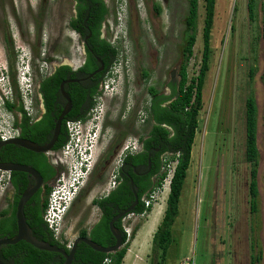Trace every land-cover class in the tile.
Returning a JSON list of instances; mask_svg holds the SVG:
<instances>
[{
	"label": "rangeland",
	"instance_id": "rangeland-1",
	"mask_svg": "<svg viewBox=\"0 0 264 264\" xmlns=\"http://www.w3.org/2000/svg\"><path fill=\"white\" fill-rule=\"evenodd\" d=\"M188 1L105 0L109 12L103 32L118 51L115 74L122 76L121 87L130 96L126 95V105H120V92L116 103L113 98L109 105L107 123H121L116 141L125 131L130 132L133 121V136L150 130L149 123L142 125L139 113L144 111L148 88L168 94V85L179 81ZM249 1L215 0L212 56L190 167L172 226L175 242L166 264H249L250 258L257 255L260 257L256 264H264V0H253L252 18L247 10ZM197 4L196 42L186 66L188 79L196 76L201 59L204 1L198 0ZM73 5L74 0H0V106L6 98L18 101L9 89L5 72L14 75L24 108L31 105L34 111L37 78L60 58L66 63L79 59L81 48L76 35L66 27ZM6 38L12 43L10 63ZM24 56L27 60L34 57L29 66L23 62ZM116 86L112 82L108 95L121 89ZM250 95L257 108L256 214L250 213V165L244 154L245 100ZM121 108H125L126 117L118 120ZM11 121L12 114L1 107L0 129ZM107 133L102 143L95 141L84 158L87 168L108 145L111 132ZM116 159L106 169L108 180ZM167 182L166 176L152 194L150 212L129 214L122 221V229L130 239L122 264H149L152 236L161 222L168 195ZM4 189L0 185V211L6 206ZM100 195L95 188L71 207L64 218L61 237L73 241L79 230L94 223L97 212L91 201Z\"/></svg>",
	"mask_w": 264,
	"mask_h": 264
},
{
	"label": "trees",
	"instance_id": "trees-1",
	"mask_svg": "<svg viewBox=\"0 0 264 264\" xmlns=\"http://www.w3.org/2000/svg\"><path fill=\"white\" fill-rule=\"evenodd\" d=\"M78 3L77 17L83 21L87 17L85 11L87 10V5L85 0H76ZM204 1V17H203V27L201 30L202 39V50L201 59L198 72L195 77L188 79L186 66L189 59L192 57L193 47L196 42V22H197V7L198 0L188 1V11L184 19V31H183V45H182V56L183 62L179 67V81L171 84L172 93L169 97L163 95H157L155 90L150 89L148 92L152 97L149 105H144V114L147 117L146 123L150 124V131L148 133V138L142 140L145 149H148L151 145H159V154H161V162L159 166H165L168 163H174L173 172L168 185V195L166 199L165 210L161 219V222L157 226L155 232L153 233L151 240V253L149 264H166L168 257L170 256V248L173 247L175 242V237L172 232V226L176 217L178 216L179 201L182 195V190L184 182L187 176V171L190 167L191 162V152L192 145L194 142L196 130L198 129V115L202 108V92L205 86L206 75L209 70V61L212 56L211 49V31L213 27L214 19V8L215 0H203ZM91 8L95 11V14L89 12L88 17L95 15L96 27L91 29L93 38L97 41L98 28L104 23L108 16V7L103 0H88ZM94 5V6H93ZM157 7V6H156ZM158 8V7H157ZM247 10L249 13V18L253 17V0H250L247 5ZM158 13L159 10L157 9ZM90 22V20H88ZM264 37V27L263 33ZM103 48V51H98L97 55L105 56L106 54H111L113 59L117 58L118 51L109 42L100 41L99 42ZM11 41L5 39V50L10 63L12 58V48ZM26 57H23V61ZM34 57L31 59L33 62ZM11 67V64H10ZM69 72L67 67H61L56 71V74L44 81L41 85V92L43 97V102L46 108L49 107V98L56 91L57 85L60 81L58 78L59 73ZM5 76L9 78L8 86L10 91L14 94V97L18 101H12L9 99H4L2 101V108L7 112H11L15 108L18 112L25 115L23 110L22 98L18 91L17 82L14 75L10 72L4 73ZM261 83L263 88L264 97V71L261 75ZM174 97L166 106H162V102L169 100ZM264 104V103H263ZM18 105V107H17ZM47 119H43L41 122L34 123L33 125L28 124V118L23 117L22 124L14 121V126L20 127L21 135L26 137V139L31 140L37 144H41L42 139L36 137V133L40 131V127L43 122ZM263 120H264V109H263ZM129 129L135 128V123L130 124ZM244 125H245V160L250 165L249 170V184H248V195H249V208L251 214H256L258 208V188H257V160H258V149H257V108L255 104V99L253 95H250L245 100V110H244ZM52 128V126L50 127ZM126 128V126H125ZM65 130V128H64ZM133 131V130H132ZM126 133L123 134L125 137ZM64 145V141L53 148L57 150ZM9 150H17L20 152H25L23 149L18 147L6 146ZM128 162L133 165L146 164V156L144 154H138L134 157H129ZM16 173H13V177ZM157 174V175H156ZM55 172H50L49 176L46 178L48 182L52 180ZM156 176V181L151 184L150 180L141 185L138 196L145 195L146 197L153 192L155 189L161 186L162 182L165 180L167 173L166 171L159 173V167L155 169L154 173L150 176ZM12 184L14 188H17L19 182H15L12 179ZM23 186V185H22ZM24 187V186H23ZM125 186H120L119 190L112 193V200L119 202L120 208L125 206L121 201L125 193ZM126 190V187H125ZM23 191V190H22ZM51 191L48 186L46 190L45 201L42 205L36 206L34 210L30 213L29 210L24 208V217L32 235L39 241L47 242L52 246H56L68 252L65 246L61 245L60 242L53 238L52 232L47 228L43 221V213L47 205V197ZM18 197L15 198V202L7 210H2L0 212V239L11 238L16 234V223H15V208L17 204ZM109 199H106L108 201ZM93 204L102 206L101 201H93ZM152 206L145 208L143 201L139 203L137 208L133 211L134 214H144L150 212ZM110 216L105 215L100 221L95 223L93 227L88 231V229H82L80 232V237H87L92 242L102 247L112 246L114 244V239L109 231L108 221ZM13 223V232H9L7 235V223ZM114 226L120 231L122 237V245L119 250L115 253H100L93 251L83 242L77 244L75 249L71 264H122L123 259L127 253L129 241L126 233L122 229V224L118 222ZM135 230L132 233V238ZM252 244V248H253ZM0 260L3 263L11 260L13 257L18 256L14 263L10 264H49L50 260L55 259V264H63L64 258L61 255L53 252L41 251L35 249L24 241H20L14 245L2 246L0 249ZM61 258L60 260L56 258ZM259 255L250 258L249 264H256L259 261Z\"/></svg>",
	"mask_w": 264,
	"mask_h": 264
},
{
	"label": "flooded vegetation",
	"instance_id": "flooded-vegetation-1",
	"mask_svg": "<svg viewBox=\"0 0 264 264\" xmlns=\"http://www.w3.org/2000/svg\"><path fill=\"white\" fill-rule=\"evenodd\" d=\"M85 1V4L87 5V10L85 11L87 17L85 18V20L81 21L77 17L78 3L76 0H74V5L71 10L72 15L69 17L66 23V27L69 30L73 31V33H75L76 42L80 45L81 52L79 59H73L71 63H66L64 61V63L62 58H60V60L50 64L49 70L37 78L33 99L36 110L34 109L33 111L30 105L31 113H26L25 108L23 107L25 115H22V113L18 112L15 109L16 107L13 108L11 112H7L3 108V111L5 113L12 114L13 124L15 120L19 125L22 124L21 121L24 116L28 118L29 125L41 122L43 119H45V117H47V119L39 128L40 131L36 133V137L38 139H42L40 140L41 144H37L31 140L26 139V137L21 135L20 127L13 125V129L16 131V135L12 139H24L38 146H43L49 143L52 137L55 122L60 117L62 112H66L62 117L57 140L55 141L53 148L63 141L64 145L57 150H53L52 148V150L46 153L31 152L12 144L2 145L0 146V164H18L27 166L34 169L40 175L42 179L41 186L24 205V208L26 207L31 213L37 205L40 206L45 201L47 187L49 186L50 188H52L58 177L61 174L68 175L69 170L72 168L73 164L79 161L78 154L67 158L63 154L64 146L68 142H70V136L66 129L67 124H78L80 126L79 132H81L83 136L88 134L90 135V137L95 139L96 142L99 143H102L103 140H105L108 134L107 132L110 131L111 136L108 140V145L104 149L102 148L100 150V153L93 159L91 165H89V167L85 170L86 176L81 181V186L64 216L65 218L71 207L76 204L80 198L88 195L93 189L97 188L101 195L98 198L93 199L91 201V204H93V201L95 200L101 201L103 205L98 206L93 204V206L96 208L97 217L94 223L88 228V231H90L93 225L100 221L105 215L110 216V219L108 221L109 227V223L118 215L121 216L114 220L113 225L117 224L118 222L122 224V221L126 216H128L129 214H134L133 211L137 208L139 203L146 198L145 195L138 196L141 185H143L147 179L151 181V184H153L156 181V176L153 175L149 177V175L154 173L155 169L158 167L160 173L161 171H163V166H159L162 156L161 154H159L160 146L157 145L156 147L151 145L148 149H145L142 143V140L148 138V133L150 130L145 133V135H143L142 133L138 136H133L132 130H128L130 132H128L125 137H123V134L126 131L119 136L117 141L115 140L116 136L118 135V131H120L119 128L121 123H107L110 102L113 98H115L114 100L116 103V101L118 100V96H120V92H122L123 96L121 99L122 101L120 100V105H126V95L127 97L130 96L129 94H127V89H123L121 87V83H123L121 82L122 76L120 77L115 74L114 65L117 61V58L113 59L111 54H106L105 56L103 54L102 56L97 55L98 51H103V48L99 42L105 40L108 42L103 32L105 22L102 23L100 28H98L97 41L95 38H93L91 31V29H94L96 27V20L94 19L95 15L92 17H88L89 12L95 14V11L93 10V8H91L88 0ZM103 1L106 4L105 0ZM88 20H90V22H88ZM61 67H67L69 69V72L59 73L58 78L60 79V81L57 85L56 91L49 98V107L46 108L43 102L41 85L44 81L53 77L56 74V71ZM112 82L116 83V87L118 89H121L118 90L115 95H108V90ZM168 87V94L160 93L153 87L148 88L147 101L145 102V105H149L150 101L152 100V97L148 92L150 89L155 90L157 92V95L169 97L172 93V90L170 84L168 85ZM61 89L64 93L61 91ZM173 100L174 97L162 102L161 105L166 106ZM96 105H99V115L93 112ZM124 109L121 108V110L119 111L118 116H120L118 117V120H121L122 118L124 119L126 117L124 116ZM128 112L129 110H127L126 113ZM139 113L142 114V118L140 119V121L143 125L145 124V120L147 119V117L144 114V111H141ZM51 126L52 128H50ZM9 145L12 147L23 149L25 152L9 150L6 147ZM71 145L73 146L72 143ZM140 153L146 156V164L133 165L132 163L127 161L129 157H134ZM115 157H117V159L115 165L111 170L110 178L108 180V171H106V169H109ZM52 171L55 172V175L52 180L48 182L46 178ZM13 173H16L14 177L12 176ZM12 179L15 180V182H19L17 188H14ZM34 182L35 181L33 177L29 176L28 174L22 172H6L0 170V185L5 188L3 192L4 200L6 199V206L3 210L9 209V207L15 202L16 197H18V202L21 194L29 186H33ZM120 186L126 187V190L124 187L125 193L123 197L122 193L120 194L122 198L121 201L123 204H125V206H123L122 208H120L121 205L119 204V202H115L111 199L112 193L119 190ZM135 195L137 198L136 204ZM106 199L109 200L105 202ZM131 206H133L132 210L128 213H124V211ZM114 228L116 227L114 226ZM81 230H79L75 239L81 238ZM6 231L7 235L9 234V232H13V223L11 221L7 223ZM74 240L68 241L67 239L62 237V241L60 242V244L65 246V248H67L69 252V250L73 246ZM1 248L2 246H0V249ZM16 258H18V256L13 257L11 260L7 261L4 264L14 263ZM56 259L60 260L61 258L59 257ZM49 264H55V259L50 260Z\"/></svg>",
	"mask_w": 264,
	"mask_h": 264
},
{
	"label": "built area",
	"instance_id": "built-area-1",
	"mask_svg": "<svg viewBox=\"0 0 264 264\" xmlns=\"http://www.w3.org/2000/svg\"><path fill=\"white\" fill-rule=\"evenodd\" d=\"M26 113H31V108H25ZM94 113L98 114L99 105L94 108ZM68 134L70 136V142H68L63 148L64 156L71 157L76 154L79 156V161L75 162L72 168L69 170L68 175L61 174L55 181L54 186L48 195L47 206L43 214V221L47 228L52 232L56 241H62V225L64 222V216L71 204L73 196L78 192L79 184L85 178L86 172L81 171L82 159L87 156V152L90 151L92 145L95 144V139L86 134L83 136L80 130V126L77 124L68 123L66 126ZM16 131L11 126L9 129H0V141H6L14 138ZM73 144V146L71 145ZM174 163H168L165 165V171L167 172L168 184L173 172ZM164 169V168H163ZM170 173V174H169ZM166 179V178H165ZM156 190V189H155ZM154 190V191H155ZM154 191L151 192L147 198L143 200L145 207L152 205Z\"/></svg>",
	"mask_w": 264,
	"mask_h": 264
},
{
	"label": "water",
	"instance_id": "water-1",
	"mask_svg": "<svg viewBox=\"0 0 264 264\" xmlns=\"http://www.w3.org/2000/svg\"><path fill=\"white\" fill-rule=\"evenodd\" d=\"M62 91V89H61ZM63 92V91H62ZM64 93V92H63ZM66 112H62L60 117L57 119L55 122V125L53 127V133L52 137L46 145L43 146H38L34 143H31L27 140L16 138L12 140H8L5 142H0V146L6 145V144H12L16 145L18 147H21L23 149H26L31 152L35 153H46L50 150H52L53 145L55 141L57 140V136L59 133L60 129V123L62 120L63 115ZM0 170L1 171H6V172H22L25 174H28L29 176L33 177L34 179V185L29 186L20 196L16 209H15V222H16V234L11 237V238H2L0 239V246H6V245H14L20 241H24L30 246L34 247L35 249L41 250V251H47V252H53L57 253L64 258V263L63 264H71L72 258L76 249V245L78 242H83L85 245H87L90 249L96 252L100 253H115L117 250L120 249L122 245V237L121 233L118 229L114 228L113 222L116 218H119L118 215L112 221L109 223V230L112 234V237L114 239V244L112 246L108 247H102L100 245L95 244L88 238H77L73 242L72 248L69 250V252H65L63 249H60L56 246H52L47 242H42L37 240L31 233V230L29 229L25 217H24V212L23 208L26 202L30 199V197L37 191V189L41 186L42 184V179L40 175L32 168L23 166V165H18V164H0ZM137 203V198L135 195V204ZM133 206L129 207L127 210L124 211V213H128L132 210ZM123 213V214H124ZM0 264H4L3 262L0 261Z\"/></svg>",
	"mask_w": 264,
	"mask_h": 264
},
{
	"label": "clouds",
	"instance_id": "clouds-1",
	"mask_svg": "<svg viewBox=\"0 0 264 264\" xmlns=\"http://www.w3.org/2000/svg\"><path fill=\"white\" fill-rule=\"evenodd\" d=\"M24 63H25V65L26 66H29L30 65V63H31V60H27V58H26V60L25 61H23ZM25 66V67H26ZM25 67H22V68H25ZM26 75H28L27 73H25ZM24 74V75H25ZM24 75H22V76H24ZM26 77V76H25ZM28 77H29V75H28ZM0 108H1V106H0ZM13 127V121H11L10 123L9 122H6L5 124H2V128H5V129H9L10 127ZM90 152V151H89ZM89 152H87V156H88V153ZM82 167H81V171H85L86 169H87V162H86V160L84 159H82ZM164 168V167H163ZM80 186H81V184H79V187L78 188H80ZM159 188V187H158ZM79 190V189H78ZM76 195V194H75ZM74 197L75 196H73V198H72V200H71V203H72V201L74 200ZM147 198V197H146ZM144 203V202H143ZM71 205V204H70ZM145 206V205H144ZM152 206V205H151ZM70 207V206H69ZM146 208V207H145ZM68 210V209H67ZM67 212V211H66Z\"/></svg>",
	"mask_w": 264,
	"mask_h": 264
},
{
	"label": "crops",
	"instance_id": "crops-1",
	"mask_svg": "<svg viewBox=\"0 0 264 264\" xmlns=\"http://www.w3.org/2000/svg\"><path fill=\"white\" fill-rule=\"evenodd\" d=\"M166 203H164V210H165V205ZM164 210H163V213H164ZM163 213H162V215H161V219H162V216H163ZM156 230V229H155ZM155 232V231H154Z\"/></svg>",
	"mask_w": 264,
	"mask_h": 264
}]
</instances>
